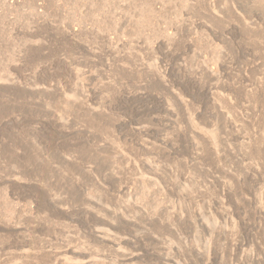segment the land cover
<instances>
[{"label": "rangeland", "instance_id": "rangeland-1", "mask_svg": "<svg viewBox=\"0 0 264 264\" xmlns=\"http://www.w3.org/2000/svg\"><path fill=\"white\" fill-rule=\"evenodd\" d=\"M263 78L264 0H0V264L191 263L170 210L193 200L213 216L239 197L214 193L203 159L187 162L198 192L163 173L186 162L187 124L222 129L201 92L236 113ZM100 117L111 127L90 126ZM98 128L135 161L119 182L71 171ZM168 131L178 154L156 138Z\"/></svg>", "mask_w": 264, "mask_h": 264}, {"label": "bare ground", "instance_id": "bare-ground-1", "mask_svg": "<svg viewBox=\"0 0 264 264\" xmlns=\"http://www.w3.org/2000/svg\"><path fill=\"white\" fill-rule=\"evenodd\" d=\"M204 69L207 72L208 78H216L212 73L207 71L206 67ZM247 85L249 84L247 83ZM251 88L252 89H248L247 98L244 99L242 106L236 113L225 110L224 106L219 105L220 102L217 103V105L216 102L211 99L208 91L201 92V94L204 95L205 102H207L210 107L212 105L213 109L216 110L215 119L218 120V128H220L221 125L222 129L220 131L218 130L219 132H215L211 128L212 121L210 123L209 120L204 121V124H202L203 126H198L195 123L189 122L190 124L185 126V128H187L184 130L185 134H183L186 140L184 142H187L186 147H190V150L186 152V162L183 159L181 162L180 159L178 164L168 168L164 167L165 172L163 174L169 177H175L177 180H184L189 187L194 188V192H198L195 188L198 184L196 170L200 163L197 165L195 162V164L187 162H189L188 160L190 159H194V161L203 159L204 161L201 163H204V167L201 166L202 173L200 175L203 177L204 181L210 183L214 193L223 199L231 193H235V196L239 197L237 205L232 206L226 211H216V214H213V216L211 215L212 212L208 216L199 206L200 204L195 203L193 200L187 202L189 204L188 207L180 208L176 205V207L172 205L173 208L171 210L167 207L170 210L167 220L172 223L177 222L180 227L186 225L187 230L184 232L185 239L188 237L194 238L193 244L187 243L190 251L189 253L193 252L195 256L193 257L195 259L191 260L189 264H210L209 262L212 260L211 257L214 256L216 258V255L218 258H222L221 260L227 257L226 260L231 264H264V83L259 87L253 84ZM244 96L246 95L244 94ZM169 105L166 104V110H169ZM198 108L204 109L205 106L200 105ZM225 108L228 107L226 106ZM170 111H172L171 108ZM101 118L102 117L94 120L91 119L92 122L87 121V123L89 122L90 126L92 125L94 128L95 126L99 128L111 127L108 120ZM199 123L200 122H198V124ZM113 126L114 128L117 127V125ZM99 128L96 131L98 134H100L98 132L100 130ZM107 133L110 132L108 131ZM164 133L162 137L158 136L160 135L159 133H156L157 140L161 145L166 148L169 147L173 153L178 154L176 149L177 138L175 139V137H179L181 134L175 132L177 135L174 136L170 135L172 133L169 131ZM92 134L95 135L94 132ZM100 136L101 139L99 136L98 138L95 136V139H98L97 142L94 143L96 146L95 150L94 152L91 151L90 154L88 153V157L86 156L87 158L84 160V162L88 163L87 166H84L82 161L78 165L73 166L71 171L74 170L75 172L84 173L85 170L86 174H94L100 181V185L104 182H112L115 180L119 182L122 177L134 169L135 161L132 160L130 156L127 157L122 155L118 147L112 144L113 142L105 141V139L102 138V134H100ZM113 137L114 136L111 135V138ZM100 141L103 142L98 144ZM180 144L182 145V143ZM157 168L160 167L157 166ZM83 175H85V173ZM171 177L169 179H171ZM175 181L176 180H173V182ZM96 182L94 181L91 184L96 186ZM170 188L172 189V187ZM237 189H239L240 192H238ZM201 197L203 196L201 195ZM231 201L233 202V200ZM210 204V208H213L214 205L212 204L214 203L211 202ZM116 211L112 215L117 216L118 211ZM108 213H110V211ZM202 215L203 217L205 215L208 217L203 218ZM188 216L190 218H188ZM169 224L168 222L165 226ZM223 226L227 227L224 228ZM218 228H221V231H219ZM208 234H210V237L207 238L206 235ZM172 238L173 237H170L168 239L165 237L164 242L167 244L166 248L168 249V252L166 251L167 254L165 252L167 255L166 260L173 263L176 259L179 260L177 256L179 254L178 249L171 240ZM219 239L223 240L220 249L217 247V241ZM182 245L184 244L182 243ZM203 247L205 248L204 250H202ZM174 252H177V254L172 256L171 254Z\"/></svg>", "mask_w": 264, "mask_h": 264}]
</instances>
